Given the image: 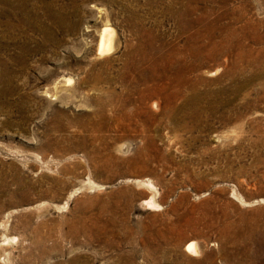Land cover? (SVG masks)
<instances>
[{
    "label": "rangeland",
    "instance_id": "obj_1",
    "mask_svg": "<svg viewBox=\"0 0 264 264\" xmlns=\"http://www.w3.org/2000/svg\"><path fill=\"white\" fill-rule=\"evenodd\" d=\"M39 7L0 2V264H264V0Z\"/></svg>",
    "mask_w": 264,
    "mask_h": 264
},
{
    "label": "bare ground",
    "instance_id": "obj_2",
    "mask_svg": "<svg viewBox=\"0 0 264 264\" xmlns=\"http://www.w3.org/2000/svg\"><path fill=\"white\" fill-rule=\"evenodd\" d=\"M0 2L2 4L7 5L11 9L12 14L13 12H20L22 14H26L28 17V15L34 16V14L38 13L42 9L39 7V3L40 4L44 3L45 0H0ZM10 2L14 3L15 6L14 5L11 6ZM31 3L33 4L32 6ZM50 6L44 7V9H46L45 11L48 14H52L53 9ZM63 13L64 11H62L61 14L63 15ZM119 47H120V43L116 37L115 31L112 28L106 26L100 33L99 41L97 44L98 54H100L101 56H103V54L105 55L106 53L110 54L112 52H116L119 49ZM188 248H189L188 250H190L192 253H198L201 250L197 242H192Z\"/></svg>",
    "mask_w": 264,
    "mask_h": 264
}]
</instances>
